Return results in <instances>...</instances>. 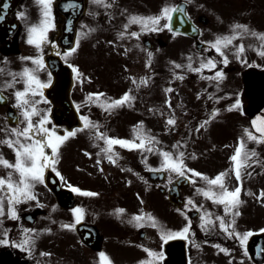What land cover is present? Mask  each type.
<instances>
[{
	"label": "flooded vegetation",
	"instance_id": "af4514ba",
	"mask_svg": "<svg viewBox=\"0 0 264 264\" xmlns=\"http://www.w3.org/2000/svg\"><path fill=\"white\" fill-rule=\"evenodd\" d=\"M5 3L8 4L7 8H3ZM165 3L181 4L185 7L186 14L184 16L174 14L177 21H173L174 24L179 25L180 23L183 25V30H181L183 33L169 31L166 28L159 32H143L145 34L143 45L146 46L147 44L149 50H158L161 61L164 63L168 58V60H175L186 67L189 56L193 58V65L199 64L200 53H203L204 57L209 55L217 57L218 53L214 49L206 51L208 45L198 48L197 39L185 34L193 31L194 27L199 29L200 36L198 40L203 43L214 40L217 35L230 33V26L233 23L248 24L251 28L264 32V0H115L114 7L107 10L103 6L94 3L93 0H54L53 13L57 27L49 31V38L55 40V45L47 43L44 45L45 64L47 65L46 61L48 59L59 58L71 70L72 63L79 66L83 77L82 80H78L72 70L74 79L72 98L79 116L82 114L89 115L93 121H99L102 125L100 130L104 125L101 122V111L97 107H93L92 110V103L87 100L88 93L93 91L82 90L80 87L100 76L101 52H96L98 48L95 47L102 40L103 30L107 33H118L123 30L122 24L126 22V15H121V12L124 8H127L129 13L147 16L159 14ZM20 11H25L27 16L24 18L19 17L17 13ZM93 13L99 14L94 15ZM0 15L4 16V19L0 20V67L5 69V72H0L1 84L6 76V70L19 71L24 66H33L32 61L24 60L22 57L38 54L36 47L27 43V35L28 25L38 22L40 18V5H38L37 0H0ZM164 22L162 20L161 24ZM85 25L94 28L95 31L89 33ZM177 25H175L176 28L179 27ZM131 28L139 30L140 25L133 24L128 31H131ZM83 33H87V35ZM90 34H92L93 40L87 43V36ZM77 37H80L79 47L76 53L69 56V63H65L64 58L56 53L75 47ZM245 40H247L246 37L243 38L244 43ZM249 40H252V38ZM239 42L240 38H237L234 44ZM259 43L258 39V46ZM242 59H246V57L240 58L239 61H242ZM217 69H223L225 73L222 80L213 79L209 81L203 78L200 73H194L189 78L183 79V82L187 81L189 86L194 87V91L197 95L199 94L198 99L204 100L203 98L206 97L209 101L208 103L204 100L206 102L205 106H196L195 111L192 110V118L194 119L196 114H199L202 118L204 115L208 116L214 107H219L221 108L220 114L225 115V119L229 121L226 123L230 125L234 123L231 127L233 131L232 133L230 131L231 135H236L237 131L243 132V128L246 127V120L249 121L250 129L255 132L251 122L256 116L264 115V108L260 114L250 116L251 108L249 109L247 105L246 84L242 80V73L237 71L235 67L230 71H226L222 62L217 64ZM258 70L264 71V56H261L259 52ZM215 71L216 69H205L204 76H211ZM49 73V69L45 66L44 69L39 70L38 75L42 80L47 81ZM50 79L52 80V76ZM194 82H197L198 86H194ZM217 84H219V88H217ZM261 87L262 83L260 82L258 91L261 90ZM197 89L200 91H197ZM216 97H220V99L216 100ZM236 100H240V106L229 110V105L235 104ZM78 105H81L79 109ZM0 110L3 113H1V116L3 115L2 117H5L6 120L3 123L0 121V125L4 128L10 123L7 121L6 115L8 106L0 107ZM16 111L18 112V109ZM197 120L198 122L194 128L204 118L198 117ZM83 123L81 121V124ZM209 123L201 130H205L208 134L207 138L214 143L239 142L237 135L225 138L218 131L219 128H223V130L227 128L229 134L231 128L224 127V121H209ZM51 127L63 134L64 130L69 129L70 125H56V121L53 119ZM80 127L73 126V129ZM201 133L204 134L203 131ZM2 135L3 133H0V136ZM243 135L245 134L243 133ZM75 137L78 139L76 135ZM68 139L72 140V137ZM72 142L65 143L67 147L69 146L68 150L73 152L75 156L84 155L86 159L94 160V170L87 167L84 169V173L80 175L76 167L79 163L72 159L75 156L65 160L60 155L57 167L66 179L60 180L57 177L62 188L67 190L64 191L65 201L60 203L55 198L54 192L45 184H38L36 186L38 196L41 193L44 197L50 198L51 201H41L43 207L36 205L35 201L30 202L33 206H29L28 203L21 204L19 206L21 219L17 221L9 218L4 221L5 226L10 230L12 240L22 238L23 227L38 230L51 228L52 231H44L38 234L32 248V255H28L23 249L12 245H0V264H101L99 257L101 251H104L111 258L113 264H139L140 260L147 258V252L140 245H145L153 250H163L165 257L163 261H160V264H264V257L258 259V235L256 236L255 251L251 252L249 249L251 240L258 234V231L254 232L249 238L247 255L244 254V249L238 241L227 237L222 230L214 228L212 231L205 233L199 226L200 213L195 209H184V204L187 202V197H189L186 191L192 183L190 182L188 186L180 188V199L183 202L174 203L171 201L170 191L177 179L169 184L168 173L165 172V178L161 181L152 180L150 177L151 170L142 159V155H147L149 163L151 161L149 153H138L135 156L138 168L133 170L131 164L135 160L133 155L130 153L125 155V153L119 152L120 156L117 158V163L121 162L122 167L119 170H114L112 174L110 171H105L104 167L110 165L112 168H116L117 164L109 162L105 154L100 152V147L97 144L93 142L85 144L81 141L78 143ZM84 145H90L88 151L83 147ZM99 145L102 144L99 143ZM62 148L61 146L60 152ZM3 152L8 159L14 160V153L11 149L5 146ZM87 152H91L93 155L90 157ZM97 153H100L99 157ZM202 157L207 158V156ZM98 158L101 161L100 164H97ZM101 167L103 171L100 170ZM249 170L252 174L258 175V165H252ZM3 171V169H0V172ZM201 172L210 177L217 174L214 169ZM88 174H92L94 178L91 180ZM132 174L136 175V182L138 183L136 187L128 183ZM70 175L77 176H74V178L79 182H74L75 186L97 192L98 195L87 196L73 192L66 187L67 183H71ZM141 176L144 177L143 180L140 178ZM197 181L199 185L203 186L204 182L201 178H197ZM151 183H153L156 198H159V200H155L151 195ZM233 183L234 181H229L230 188L236 186V182ZM71 192L73 198L70 195ZM191 196L197 203H203L205 207L222 214V206L213 205L210 200H205L195 191ZM151 197L153 201L150 200ZM241 199L244 201L242 193ZM243 204L239 207L240 216H244ZM53 205H55V208H53ZM76 206L85 209L84 218L79 221H76L74 214L71 212V209ZM121 207L126 211L116 213L115 210ZM177 209L187 212L188 217L192 219L189 236L201 245L199 249L193 243L179 236L166 242L162 241L157 229L147 225L136 227L128 222L133 214H138L141 211L150 212L168 228L179 230L187 223V219ZM240 216L236 218L238 230L243 232L258 229V216ZM69 222L75 223L74 229L69 230L61 227V223ZM0 238L4 237L0 235ZM206 240L210 243H205ZM215 244H220L222 248L227 247L231 251L225 253L216 248ZM41 252L51 253V255L42 256L40 255ZM241 257H244L243 260H241Z\"/></svg>",
	"mask_w": 264,
	"mask_h": 264
},
{
	"label": "snow or ice",
	"instance_id": "6c2138e0",
	"mask_svg": "<svg viewBox=\"0 0 264 264\" xmlns=\"http://www.w3.org/2000/svg\"><path fill=\"white\" fill-rule=\"evenodd\" d=\"M99 6H103L106 10L114 7L115 0H93ZM38 5H40V18L36 23H30L28 25V35L27 43L34 45L38 50V54L34 56L22 57L24 60L32 61L33 66H24L19 71L9 70L7 74L11 77L9 80H5L0 84V103H4L7 97L2 94V90L6 88L14 89L13 96L15 98L13 108L18 109V112H10V119L16 121L13 125L12 123L7 124L4 128H0V235L4 238H0V245H12L16 248L23 249L28 255H32V248L35 244V240L40 232H51V228L36 229V228H22V238L18 240H12L10 238V230L5 226L4 221L6 219H13L19 221L21 204L28 203L29 206L31 201H35L36 205L43 207L42 202L39 200L37 194V185L46 183V171L51 170L60 178V180H65L66 178L62 175L57 165L60 161V148L61 145L69 137H73L78 131H83L87 129L89 134L93 138V143L100 147V152L105 154L107 160L112 164H117V158L120 153L114 148L115 145L122 146L126 149H138L141 153L156 152L161 156V162L158 167H153L148 163V156L142 155V159L146 166L154 172H167L168 182L174 179L184 178L196 185L195 193L201 195L205 200H210L213 205L222 206L223 212L217 213L211 208L205 207L203 203H197L196 200L189 196L187 197V202L184 204V209H195L200 213V228L204 230L205 233L212 231L214 228L222 230L227 237L236 239L238 243L244 249V254L248 253V241L254 232L264 233V228L260 229H250L241 232L236 227L237 217L241 215L239 207L244 201L241 199V192L243 188V176H251V171H245L246 168H251L253 164L264 165V160L254 159L253 157H259V153L255 149L247 148V141H254L257 144L264 142V115L256 116L252 120L251 124L255 128L253 132L249 127L243 128V133L239 137V144L235 147L234 154L230 156V160L234 162V172L235 178L239 182L234 188L229 187V170L225 169L217 173L214 177H210L206 173H203L195 168L190 167L185 162V157L187 155L185 150H182L181 145L184 148L188 145V140L177 141L172 145L173 151H169L163 147H158L161 141L157 136L151 134V130H146L144 128V121H140L137 126H134L133 131L135 137L132 139L114 137L108 135L107 131H101V123L99 121H93L89 115H81L80 120L84 123L78 129H65L64 133L61 134L54 127L48 126V121L51 117L48 113L51 111L47 108L38 107L41 101H46L47 97L44 95V88L47 84L51 83V73H49V79L44 81L38 75L39 70L45 68L44 59V45L52 44L55 45V40L49 38V31L57 27L56 18L53 13L54 0H37ZM71 6V5H70ZM8 4H3V8H7ZM98 15L99 13H93ZM174 14H180L184 16L186 14L185 7L181 4L175 3H165L159 14L154 15H140L137 13H129L127 8H124L121 15H126V22L122 24V29L117 33L120 38L128 36L129 39L135 37L139 40L141 33L150 31H162L163 29H168L169 31H174L173 19ZM17 15L21 18L27 16L25 11H20ZM4 16L0 15V20H3ZM165 21L161 24V21ZM140 25L139 30L128 31L131 25ZM88 32L95 31L94 28L88 27ZM231 31L228 34H220L215 37L214 40H208L204 43L208 45V49H214L216 53L222 58V60H217V58L209 55L204 57L203 53H200L199 66H193V58L188 57L186 67L192 72L200 73L203 78L212 81L213 79L219 81L225 76L223 69H217L218 63H223L227 65L229 63L228 51L234 50L237 53V59H240V54L245 52V43L243 38L246 36L256 37L259 39V46H257V51L261 56H264V32L255 30L248 24L244 23H233L231 26ZM193 31H199L198 28L194 27ZM87 35V33H83ZM240 38L238 44H234V41ZM80 43V37H77L76 46L70 47L67 51L60 52L57 51L58 56L64 58L65 63H69V56L76 53ZM108 43H115L114 41H108ZM232 46V47H229ZM253 44H248L247 47H253ZM58 47V46H57ZM127 51V49H126ZM153 53L148 51V61L146 67H151V57ZM243 62V61H242ZM171 64L175 66V69L184 68L185 65L177 63L175 60L171 61ZM73 72L76 74L78 80H82L83 73L80 71L79 66L75 63L71 64ZM173 69V77L184 79V74L180 72H175ZM216 69L213 75L204 76V70ZM0 72H5V69L0 67ZM154 75V73H153ZM19 77V79H17ZM90 79V78H89ZM151 77L145 75L137 78L132 76V83L137 89L140 85H148ZM23 83L24 87L16 88L18 83ZM219 88V84H217ZM132 89L126 90L121 96L117 98L107 97L103 92H90L87 95V100L89 103L99 104L105 111L111 113L116 108L122 107L125 104L131 107V102L136 99L135 95L132 94ZM166 93H172L173 88L168 86L165 88ZM199 96V94H198ZM103 97V100H101ZM219 100L220 97H216ZM168 109L171 110V114L167 115V125L166 131L172 130L171 126L177 124V119L175 116V108L173 107L171 96H168L164 101ZM240 100H236L235 104L229 105V110L234 107L240 106ZM81 105H78V109ZM159 111L161 115H165L163 111L153 106L150 111ZM221 112V108L214 107L207 119L201 120L197 126L192 129L189 128V133L193 131L199 134L201 128H205L209 121L217 117ZM103 141V145H99L98 142ZM8 147L14 153V160L8 159L4 152L3 147ZM50 150V151H49ZM88 156H92L91 152H87ZM100 153H97L99 157ZM192 158H195L196 153L193 152ZM101 161L98 158L97 164ZM103 171V168L100 169ZM175 173V176L172 174ZM139 175V173H137ZM142 180L143 176L140 177ZM197 178L203 180V186L198 184ZM131 184V180L128 181ZM66 187L70 188L73 192L82 193L87 196H97L98 193L90 190L81 189L71 183H67ZM249 194L251 190H248ZM139 195V194H137ZM258 198H264V189H261ZM143 202V201H141ZM55 208V205H53ZM126 210L124 208H118L115 210L116 213H124ZM177 211L182 212V214L187 219V223L183 228L179 230H173L168 228L166 225L161 223L158 218L152 213H145L141 211L138 214H133L132 218L128 221L134 224L136 227L151 226L158 230L159 236L162 241H169L175 237H183L190 243H193L196 248H200L201 245L192 240L189 236L191 232L192 219L188 217L187 212L182 209H177ZM74 214L76 221L84 218L85 209L81 206H76L71 209ZM75 223H61V227L64 229L72 230L75 228ZM194 236V233L192 234ZM205 243H210V241H205ZM147 252V258L139 261V264H160V261L164 260L165 253L163 250H153L147 248L145 245H140ZM215 247L221 249L225 253H229L231 249L227 247H221L220 244H215ZM260 254H264L262 251ZM40 255L50 256L51 253L41 252ZM99 257L101 264H113L111 258L104 252H99ZM244 257H241L243 260Z\"/></svg>",
	"mask_w": 264,
	"mask_h": 264
},
{
	"label": "rangeland",
	"instance_id": "374dc122",
	"mask_svg": "<svg viewBox=\"0 0 264 264\" xmlns=\"http://www.w3.org/2000/svg\"><path fill=\"white\" fill-rule=\"evenodd\" d=\"M131 30H133V28H131ZM101 37L102 40L99 42L97 47H95L98 48L96 52H101L100 76L96 80L86 82L82 87H80V89H85L87 91L106 90L103 93H105L107 97L117 98L121 96L126 90L131 88L133 90L132 94L136 97V99L131 102V107L126 106L127 104H125L122 107L116 108L114 110L117 112L115 116L112 112L109 113L105 111L99 104L92 103V110L93 107H97L101 111V122H111L114 120V122L116 123L114 126L115 128L108 131V135L126 138L125 136H130L129 134L125 133L126 130H133L134 126H137L140 121H144V128L146 130H151V134L157 136L161 141L158 147H163L175 153L176 150L172 148V145L177 141L188 140L187 147L184 148L183 145H181V148L187 153L185 162L190 167L195 169L198 168L201 171L214 169L215 172L217 171V173L222 170L228 169V180L230 182L231 180L234 181V183L236 182L237 185V183L239 182L235 178L234 162L229 158L234 154L235 147L239 144V142H230L227 144L214 143L207 138L208 134L205 130H200L199 134L195 133L194 131L192 133H189V128L194 129V126L198 122V117L201 119H207L208 116L204 115L202 118V116H200L199 114H196L195 118L193 119L192 110L195 111L196 106L199 105L205 106L206 102L209 103L208 99L206 97L203 98L206 102L204 100L198 99V95L194 91V87L189 86L187 81L183 82V80L173 77V69H175V66L171 64V61L168 60V58L165 63L162 62L158 50H149L143 45V39L145 37L144 33H141L139 40H137V38L135 37L129 39L127 35L123 38H120L117 33H107L105 30H103ZM250 38H252V40H249ZM246 39L245 52L243 54H240V58H243L244 56L246 57V59H242L243 62L237 59V53L234 50H225L229 56V63L225 65L226 71H230L235 67L237 68V71H240L242 73L244 70L251 66L258 67V38L246 36ZM91 40H93L92 34L87 36V43H89ZM108 41H114L115 43H108ZM248 44H253L254 46L249 48L247 47ZM148 51H151L153 53V56L151 57L152 63L150 68L146 67V63L149 59ZM192 51H194V49H192ZM216 58L217 60H222L219 54ZM193 66L198 67L199 64H194ZM8 71L9 69L6 70V76L4 80L1 81V84L5 80L11 79V77L7 74ZM175 72L183 73L184 78H189L192 74L196 73L190 71L189 69H187V67L175 69ZM237 74L239 73L237 72ZM145 75L151 77L150 82L148 83V85H140L139 89H137L132 83L131 77L136 76L137 78H139ZM17 79H19V77H17ZM109 80L114 81L115 90L113 92L112 88L106 86L98 88V84L96 83L104 82L106 84L108 82L105 81ZM193 85L198 86L197 82H194ZM168 86H171L173 88L172 93L165 92V88ZM23 87L24 84L22 82L16 85V88L22 89ZM2 91H4L9 96L10 103L14 104V89L6 88ZM197 91L200 90L197 89ZM168 96H171V101L173 107L175 108L177 124L175 126H171L172 130L166 131L165 129L167 120L165 119L164 115L159 118V114L156 115V113H159V111H150V109L155 106V108H158L165 113V110H163L162 106L164 105L167 117V115L171 114V110L168 109L165 103L161 105V101L164 102ZM101 100H103V97H101ZM38 107L50 109V106L46 101H41V104ZM1 113L2 111L0 110V121L1 123H3L6 120L5 117H2L3 115L1 116ZM150 113H153L152 115L154 116V118H148ZM48 115L50 116V112L48 113ZM210 121H224V127L231 128L234 125V123H232L231 125L226 123L229 121L225 119V115L222 116L220 113L217 115V117L213 118ZM245 122L246 127L250 128L249 121L246 120ZM48 126L51 127V119L48 121ZM2 127L3 126L0 125V128ZM150 127L151 129H149ZM226 129H218V131L223 134L225 138H230L231 136L236 135L239 138V136L243 135V132L238 131L236 132V135H231V133L233 132L232 128L229 130L228 134V129ZM102 131H107V129H102ZM202 131L204 133L203 135L201 133ZM76 136L78 137V139L73 136L72 140L67 139L65 143H70V141H73L72 143H78L79 141H81L85 144L93 142V138L89 134L88 130H83L81 132L79 131ZM65 143L61 145L63 148L61 149L62 151L60 152V155H62L66 160V158L74 157L75 154L68 150L69 146L67 147V144ZM99 143L103 145L104 142L99 141L98 144ZM83 147L88 151L90 145H84ZM114 148L120 153H125V155H129V153L133 155V158L135 159L133 163H131L133 170H136L138 168V162L136 161L135 156L138 153H141L140 150H130L119 145H115ZM247 148L255 149L259 153L258 159L264 160V142L257 144L254 141H247ZM77 149H79V147H77ZM193 152L196 153L195 158H192L191 154ZM149 155L151 157V161L149 162V164H151L154 168L158 167L162 159L161 156L156 152L149 153ZM202 156H207L208 159ZM253 158L256 159L257 157ZM72 159L76 160V163H79L76 167L79 170L80 175L84 173V169L87 167H91V169L93 170L95 168L94 160L86 159L84 155H76ZM121 167V162H119L117 163L116 168H112V166L109 165L107 167H104V170L110 171L113 174L114 170H119L121 169ZM62 169H64V167H62ZM246 171H250L249 168H246ZM257 172L258 175L252 174L250 177L244 175L243 177V188L241 193L244 199V216L242 215L240 217H250L251 215L253 217L258 216V229H260L264 228V198H258V194L261 189H264V165H258ZM172 175L175 176V173H173ZM74 176L77 177L76 175H70L69 177L71 180V184L73 185L74 182H79L74 178ZM88 176L91 180L94 178L92 174H88ZM130 176L131 177H129V180H131L132 186L136 187L138 185V183L136 182V175L132 174ZM150 188L153 198L155 200H159V198H156L157 195L155 194L153 183H151ZM195 188L196 185L192 184L191 187L187 189L186 193L191 196L195 191ZM249 189L251 190L252 194L248 193ZM39 200L51 201L50 198L44 197V195L41 193L39 194ZM150 200L153 201L152 197Z\"/></svg>",
	"mask_w": 264,
	"mask_h": 264
},
{
	"label": "water",
	"instance_id": "95a60500",
	"mask_svg": "<svg viewBox=\"0 0 264 264\" xmlns=\"http://www.w3.org/2000/svg\"><path fill=\"white\" fill-rule=\"evenodd\" d=\"M48 67L50 68L54 80L52 82V85L46 89L45 95L51 99V101L54 104L55 110H60L63 115L69 119V123L74 124L77 123V113L75 111V108L72 104L71 98H70V92L72 88V78L70 71L64 67L58 59L48 60L47 62ZM246 76V82H247V89H251L252 92L250 94V97L252 98L251 102V111L250 114L254 115L256 113H259L260 110L264 107V73L258 71V70H248L245 74ZM262 81L261 83L262 88L260 93H258V82ZM0 103V104H6ZM11 108L8 112H11ZM10 121H14L10 119ZM164 173L162 172H153L151 173V177L153 178H160ZM54 175L49 171L46 172V181L47 184L56 192L58 201L64 202V192L60 191L59 187L57 188V184L53 183ZM189 181H187L184 178L179 179L176 183L173 184L172 190L170 191V199L174 203L181 202L179 200V188L184 185H188ZM57 185V186H55ZM257 238L256 235L251 240L250 250L255 251V242ZM264 244V233L258 232V258L263 257L261 253V249L263 248Z\"/></svg>",
	"mask_w": 264,
	"mask_h": 264
}]
</instances>
